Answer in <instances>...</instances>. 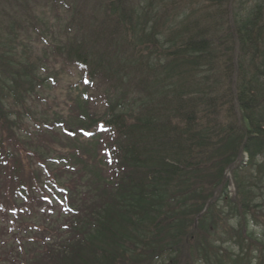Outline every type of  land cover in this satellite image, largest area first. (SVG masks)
<instances>
[{
  "label": "trees",
  "instance_id": "16d2710c",
  "mask_svg": "<svg viewBox=\"0 0 264 264\" xmlns=\"http://www.w3.org/2000/svg\"><path fill=\"white\" fill-rule=\"evenodd\" d=\"M0 1L12 11L0 14L10 22L5 31L0 19V150L13 159L0 174L13 195L34 201L37 175L31 163L17 173L19 157L5 143L24 126L17 108H28L39 85L38 63L61 80L75 72L94 88L108 84L99 117L106 133L76 138L91 145L103 195L69 232L55 225L52 238L30 227L22 253L5 249L7 264H264V231L233 178L254 164L264 178V0H65L76 30L70 20L59 34L75 33L73 40L33 58L11 37L22 26L17 0ZM103 145L109 169L98 158ZM46 148L43 140L29 152L42 157ZM76 148L84 155L65 181L74 195L90 185L82 161L89 154Z\"/></svg>",
  "mask_w": 264,
  "mask_h": 264
},
{
  "label": "rangeland",
  "instance_id": "374dc122",
  "mask_svg": "<svg viewBox=\"0 0 264 264\" xmlns=\"http://www.w3.org/2000/svg\"><path fill=\"white\" fill-rule=\"evenodd\" d=\"M19 3H22L23 0H18ZM6 3H1L0 1V7H6ZM42 10L41 13H39V18L43 19L45 17L50 16V13L45 9ZM39 11H37L38 13ZM39 18L37 19L36 15L31 16V20L39 21ZM47 21V20H45ZM17 39L18 41L22 42V44L25 45V47L28 48L27 53L29 55H39L42 51V45L38 42H35L33 39V36L36 37V33H31L30 38H24V32L21 29H17ZM20 48V47H18ZM60 66V64H58ZM48 70L46 66L42 67V71ZM37 72V76L42 78H47V82L43 84L42 88H37L38 91L42 90L40 92V96L42 98H47L48 100L43 103L44 106H52L53 110L51 112H46L45 110H42V106L39 104L36 97H34L33 102H29L28 107L31 111V115H28L29 120L31 121H42L45 116H54V117H60L63 116V119L66 121V125L69 128H76L87 130L88 127H92V120H96L101 116L102 113H104V105L99 104L98 102H90V101H84L81 99V96L79 95L80 90H85L84 94L89 97H93V101L96 100V95L98 93V90L95 89H85L79 86L77 89H68L69 86H75L76 82H78V79H76L79 75L75 72H72L71 77L72 78H62L58 73L52 74L51 71H47L48 75L45 72ZM55 83L56 85H52ZM105 89V86H101L99 88V92L103 93ZM90 100V99H89ZM68 103V106L65 103ZM24 108V107H22ZM72 108H78L81 110L79 112L81 115H84L83 118H79L75 116L74 111H72ZM86 117V119H85ZM92 119V120H91ZM78 138V137H77ZM81 140V138H80ZM63 139H60V142H55L52 147L47 148L43 152V156H55L54 153H63L67 154L71 148L74 147H81L83 150H85V153L89 154L86 155L82 161L85 163V172L87 181L90 185L83 184L82 187H80L79 192L81 194H75L72 192V199L77 203H82L83 206H77L76 203L74 205L76 208L81 209L84 213L87 211L86 208H88L91 204H93L96 201H99V197H101L103 194L96 195L97 188V181L99 178L95 174L97 171L96 164L94 162V155L92 153V148L89 143L86 142V144L80 143L76 139H67L66 144L63 143ZM75 161L79 163V157L74 156L73 157ZM100 159V157L98 156ZM80 164V163H79ZM107 169V168H106ZM255 164L254 166H247L245 169L239 172H235V175L233 178L239 179L244 185L245 189L244 192L249 194L252 206L253 214L258 216L255 221L259 224L261 223V228L264 231V178L260 179L259 177L255 176ZM80 170V168H79ZM108 174V171H106V175ZM264 175V171H263ZM58 183V182H57ZM236 184V183H235ZM60 186H64L62 183H58ZM234 186V185H233ZM233 190V188H232ZM87 195V198H85ZM255 204H259V208L255 207ZM86 206V208H85ZM60 209L56 207V211H59ZM46 215H42L41 218H45ZM69 217V216H68ZM62 219V218H61ZM57 221L56 218H51L48 222ZM52 228L55 226V224L52 222ZM225 226L227 227V232L224 233H230V226L231 224L228 222H225ZM4 229L5 231L1 230ZM258 229H255V231ZM17 231L9 228H5L0 226V236H4L7 243L12 242V236H17ZM19 234V233H18ZM224 238L227 237V235H223ZM80 243H76L75 247L79 248ZM7 261V260H6ZM2 262L1 264H7L8 262Z\"/></svg>",
  "mask_w": 264,
  "mask_h": 264
}]
</instances>
